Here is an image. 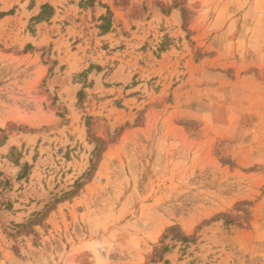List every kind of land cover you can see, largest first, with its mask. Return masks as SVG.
<instances>
[{"label": "rangeland", "instance_id": "rangeland-1", "mask_svg": "<svg viewBox=\"0 0 264 264\" xmlns=\"http://www.w3.org/2000/svg\"><path fill=\"white\" fill-rule=\"evenodd\" d=\"M0 264H264V0H0Z\"/></svg>", "mask_w": 264, "mask_h": 264}]
</instances>
